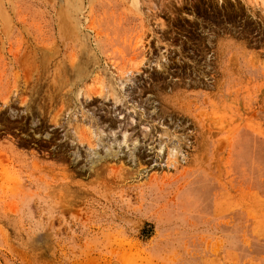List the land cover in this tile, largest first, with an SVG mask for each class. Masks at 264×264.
Returning <instances> with one entry per match:
<instances>
[{"label":"rangeland","instance_id":"1","mask_svg":"<svg viewBox=\"0 0 264 264\" xmlns=\"http://www.w3.org/2000/svg\"><path fill=\"white\" fill-rule=\"evenodd\" d=\"M0 264H264V0H0Z\"/></svg>","mask_w":264,"mask_h":264},{"label":"bare ground","instance_id":"2","mask_svg":"<svg viewBox=\"0 0 264 264\" xmlns=\"http://www.w3.org/2000/svg\"><path fill=\"white\" fill-rule=\"evenodd\" d=\"M126 131L124 130V132H123V140L125 141V139H126Z\"/></svg>","mask_w":264,"mask_h":264}]
</instances>
